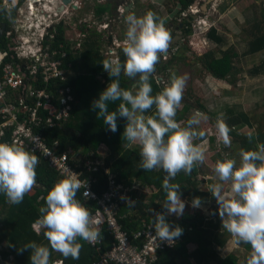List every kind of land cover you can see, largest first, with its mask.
Wrapping results in <instances>:
<instances>
[{
	"label": "clouds",
	"instance_id": "9594fccd",
	"mask_svg": "<svg viewBox=\"0 0 264 264\" xmlns=\"http://www.w3.org/2000/svg\"><path fill=\"white\" fill-rule=\"evenodd\" d=\"M35 1L29 0V6L30 4L36 5ZM57 3H59L57 8L63 5L61 0H57ZM17 4L18 0H4V5L0 7V12H3L6 17L4 24L7 26L0 38H5L9 42L12 60L24 63L20 66L14 61L5 62L9 54L0 50V70L3 64L12 63L23 74L29 73L30 75L31 71L27 70L25 62H32V65L27 66L30 68L39 66V63L35 61V56L40 55L41 47L44 50L49 48L51 53L57 52V58L62 59L63 63L66 56L59 58L60 52L51 50V43H49L53 40V31L59 24H54L51 18V22H48L45 27V22L39 24L35 21L28 25L19 23L21 28L18 30L19 16L17 15L21 13L12 14ZM42 4H44L43 8L38 6L37 9L46 11L43 16H48L47 11L49 10H53L51 13L59 14L57 8H53V4L51 5L47 0H42ZM124 19L125 40L123 46L119 47V52L123 47L125 60L122 63L119 55L115 59L102 61L103 69L112 79L99 94L98 99L92 102L91 108L96 111L97 119L103 118L104 124L113 133L118 130L117 119L119 117L127 121L122 136L129 145L139 147L141 169L144 171L163 170L165 176L162 188L166 193L163 208L168 214L180 217L184 215L186 204L181 199L180 185L171 181L180 172L190 175L194 166L205 162L206 133L199 126L208 117L197 110L186 121V125L176 120L185 91L186 74L171 73L166 86L153 95L150 79L155 73L160 58L167 55L173 40L164 20L151 10L139 17L134 12H130ZM1 23H3L2 19ZM20 29L23 33H17ZM33 29H39L42 32L36 34L32 31ZM9 32H12V38H7ZM22 40H27L25 44L31 61L17 56L18 42ZM121 73L136 80L135 90L121 87L119 79ZM41 79H43L42 76ZM27 82L30 83L28 76ZM116 101L121 102L115 111H110L109 102ZM59 107H61L60 104ZM2 121L0 119V125ZM62 127L63 123L60 128ZM216 130L223 145L231 147L230 128L226 123L224 113H220L217 117ZM196 141L201 142L196 143ZM55 142L58 145V141ZM256 149L241 150L239 163L227 155L222 160H217L213 172L214 179L218 182L208 186V192L218 205L217 213L222 227L229 233L232 245L238 248L241 244H248L251 247L246 264H264V143L257 144ZM62 153L68 154L70 163L73 165H82L86 162L85 160L80 162L72 160L68 151ZM35 154L20 144L0 142V193L7 197L9 204H20L24 196L31 192L34 186H37L36 168L41 157ZM104 170L107 169L104 168L103 172ZM56 173L62 179L57 181L47 193L46 207L39 209L41 216L37 220V224L44 230L43 235L48 241V246L32 241L22 245L19 249L20 252L31 250V264H50L52 251L60 253L66 259L69 257L74 260L79 259L82 249L81 240L94 244L102 237L100 222L94 221L91 212L85 207L86 204L76 198L78 191L85 188L87 182L81 180L77 173L69 169L66 177ZM225 185H228L230 190L226 191ZM85 194L89 195L87 191ZM126 203L131 207L134 206L135 201L127 198ZM201 205L200 197L192 199L193 208H200ZM149 211L154 216L155 238L169 243L176 239L179 240L177 243L179 244L183 229L179 226H170L163 213L151 209ZM35 228L37 229L38 226ZM55 264H61V261H56Z\"/></svg>",
	"mask_w": 264,
	"mask_h": 264
},
{
	"label": "trees",
	"instance_id": "16d2710c",
	"mask_svg": "<svg viewBox=\"0 0 264 264\" xmlns=\"http://www.w3.org/2000/svg\"><path fill=\"white\" fill-rule=\"evenodd\" d=\"M105 13H107V10L102 6L96 8V15L99 19H102ZM87 27L88 26L85 24L84 28L82 27L81 29L86 39L84 38L82 40L80 48L77 49L72 46L74 43L66 38L65 26L63 23H60L53 31V40L49 42L51 43V50L60 52L59 58L62 57V54H66L60 67L66 71L67 78L64 81L53 79L45 83L41 79V74L39 73L38 79L32 82V80H30L31 76L29 73L27 74L29 82L37 89H44L46 92L53 95L57 94L60 89L69 88L70 95L72 96V102H70L71 110L68 118L63 122L62 128H60L61 125L47 128L43 127L41 123L34 131L43 136L49 149L56 154L68 150L77 152L82 148L85 150L86 154H89L86 156L87 159L100 160L103 163V167L100 168L98 174H95L98 186L93 189L96 192H103L107 187V177L103 174V169L105 168L114 176L117 182L125 186L130 187L133 182H139L141 187H153L156 190L152 196L153 201L157 200L158 202L164 203L166 200V193L162 188V183L165 173L163 170L144 171L140 168L141 158L139 155V147L130 146L122 136L127 121L119 117L117 119L118 130L113 133L108 129V126L104 124L103 118L97 119L96 111H93L91 108L92 102L98 99L99 94L105 89L112 78L109 77L101 64L105 58H103L100 52L101 43L98 39L100 35L96 32L88 33V31L85 30ZM253 29L256 32L253 40L249 43L248 54L264 50V29L261 30L257 25ZM207 37L217 45L223 43V38L217 34L214 28L208 31ZM122 48L120 50L119 60L123 63L125 57ZM9 49V42L5 38H0V50L6 51L9 54L5 62L14 61L17 65L23 66L24 62L12 60ZM231 55L230 51H223L219 58H214L213 54L210 52L205 55L206 68L211 73L212 77L229 83L233 82L228 80L233 70ZM167 65L168 63H162V69L166 68ZM119 79L122 88L131 89L133 85H136V80L124 76L123 73H121ZM150 83L152 84L153 95L161 91L152 77ZM120 102L121 101L109 102V110L115 111ZM52 105H54L55 108H60L56 101H53ZM28 106L32 107V104L28 102ZM189 108V105H185L182 114L187 113ZM152 111H154V109ZM226 111L228 115L226 123L230 128L229 135L236 136L231 128L243 124L244 121L241 116L235 115L233 110L227 109ZM48 114L50 115V108H47L46 111L43 109L39 110V115L41 117L46 118ZM182 114L177 112V121L182 119ZM26 116V113H19L17 115V121H22ZM7 135L6 138H9V134ZM55 141H58L56 147L53 146ZM261 143H264V131H257L255 135L241 136L239 145L241 150L247 151L257 150L256 145ZM100 146L107 150L103 157L100 156ZM210 146L211 149H213V140H211ZM195 170L196 166L193 167L190 175H186L184 172L179 173L186 177L185 180H183L184 185L180 186L181 197L187 199L189 203H191L194 197H200L202 202L207 201L210 197L208 192L198 190L196 187L197 184L189 179L192 174L196 173ZM36 173L37 186H34L32 193H27L24 196L20 204H9L7 202V197L3 193H0V262L2 263L31 264V250L27 249L20 252L19 249L22 245L34 241L37 244L48 246V241L43 235L44 230L37 224V220L41 216L39 209L41 207H46L45 197L47 193L57 181L62 179V177L58 176L54 170L50 169L48 162L41 158L36 168ZM171 182L177 183L175 180ZM76 198L83 203L80 190ZM145 198L146 196L142 195L139 198L140 202L135 204L137 206L134 205L135 207H131L139 217H137L135 213L132 214V216L127 214L130 210L127 206L122 208L120 215H127L124 219H119V224L122 230L128 235L142 230V227H140L142 221H145L146 224L149 223L153 225L154 217L146 212L147 205L144 204ZM157 205L158 204H156L152 210L164 213V210ZM90 206L93 208L89 211L93 212L95 208L94 204ZM197 213L184 214L179 219V222L175 223L181 227L184 232L181 235L180 243L172 250L169 249L160 252L155 264H181L188 261L185 246L191 241V238L187 230H199L203 227L202 223H204L203 217ZM167 222L171 223L172 221L167 220ZM36 226H38L37 229L35 228ZM206 234L208 233L206 232ZM80 243L82 244V249L79 259L74 260L71 257L66 259L60 253L52 251L50 264H55L56 261H61V264H92L94 260L100 259L101 256L107 253L108 249L111 247L112 238L109 236L104 238L100 252H97L96 247L91 246L86 241L81 240ZM211 243L212 240H209L208 237L200 236L197 248L191 255L195 264H208L212 260L216 261V259H218L217 264H235L233 258V260L229 258L224 260L217 258L216 253L210 247ZM137 244L140 245V243ZM10 257L12 258L11 260Z\"/></svg>",
	"mask_w": 264,
	"mask_h": 264
},
{
	"label": "rangeland",
	"instance_id": "374dc122",
	"mask_svg": "<svg viewBox=\"0 0 264 264\" xmlns=\"http://www.w3.org/2000/svg\"><path fill=\"white\" fill-rule=\"evenodd\" d=\"M73 1L65 4L66 9L59 15L49 10L47 11L49 15L43 16L46 11L39 10L37 7L43 8L44 4L42 0H36V5L30 4L28 12L24 8L21 15H17L19 16L17 29L21 28L19 23L28 25L35 21L39 24L45 22V27L48 22L54 20V24H64L66 37L70 42L79 44L85 38L81 29L86 24L88 27L85 30L88 33L96 32L100 35L98 39L101 43L100 52L103 58L115 59L119 56V47L123 46L125 40L124 17L130 12H134L139 17L149 10L154 11L164 20L165 26L173 37L167 55L162 56L156 65L152 76L154 82L162 90L169 82L171 73L186 74L183 100L177 112L182 114L185 105H189L190 108L187 113L182 114V119L178 122L186 125V121L197 110L208 117L199 126L206 133V160L202 165L196 166V173L192 174L189 179L197 186L207 180L215 183L218 181L214 179L213 167L217 160H222L227 155L239 163L240 137L264 131V50L248 54L249 43L256 32L253 28L257 25L261 30L264 29V0H212L207 4V9L198 14H195L196 11H200L198 4L194 5L196 0ZM58 5L59 3L55 2L52 7L57 8ZM99 6L107 10L102 19L96 15V8ZM211 27L223 38L221 45L208 39L207 34ZM32 31L36 34L42 32L39 29ZM17 33H23V30L20 29ZM74 44L72 46L75 49L79 48ZM223 51H230L232 54L233 70L228 80L233 82L230 83L212 77L206 68L205 55L210 52L214 58H219ZM162 63H168L167 67L162 69ZM25 64L29 70L27 66L32 65V62H25ZM135 88L136 85L131 87L132 90ZM227 109L233 110L234 114L241 116L244 121L243 124L231 128L236 134V136L230 135L231 147L223 145L216 130L217 117L220 113H224L227 119ZM211 140H213V149L210 146ZM200 142L196 141V143ZM130 146L138 147L137 145ZM99 150H101L100 156H105L107 150L102 146ZM68 153L72 160L78 162L82 161L83 156L86 155L82 148L77 152L68 150ZM185 178L178 174L174 180L182 186ZM144 190L146 196L152 191L148 188ZM228 190H230L229 187L226 191ZM150 198H147L148 203L153 202ZM208 202L214 204L208 209V213H212L216 210V201L210 196ZM202 210L205 211L203 208ZM236 254L237 251L234 255ZM0 264L6 263L0 262Z\"/></svg>",
	"mask_w": 264,
	"mask_h": 264
},
{
	"label": "built area",
	"instance_id": "2783aa9c",
	"mask_svg": "<svg viewBox=\"0 0 264 264\" xmlns=\"http://www.w3.org/2000/svg\"><path fill=\"white\" fill-rule=\"evenodd\" d=\"M7 38H12V32L7 33ZM26 42L27 40L18 42L17 56L31 61ZM78 46L80 47V44ZM40 50V55L35 56V61L39 63V66L28 67L31 70V79L36 81L40 72L45 83L53 79L64 81L67 78L66 71L60 68L62 59L57 58L58 53H51L49 48L44 50L41 47ZM62 56L65 57L66 54ZM53 101L59 102L61 107L55 108L52 105ZM28 102L32 104V107L28 106ZM69 102H72L69 88L60 89L57 94L52 95L28 83L27 75L12 63L3 64L0 70V119L3 120L0 125V142L20 144L26 150L38 154L47 161L49 167L59 175L66 177L69 169L77 173L81 180L87 182V186L80 189L81 196L86 204L85 207L89 210L93 208L90 205L94 204V211L91 212L92 218L100 222L102 233L99 242L89 244L100 252L104 238L107 236L112 238V244L107 253L100 259L94 260L92 264H155L158 254L174 249L179 240L175 239L174 242L169 243L155 238L153 225L144 222L141 223L142 230L131 233V235L124 232L119 224V219H122L120 215L122 208L128 205L126 199L130 198L137 204L139 198L146 195L143 192L145 188L136 182L130 187L125 186L117 182L108 170H104L103 174L107 176V187L103 192H96L93 189L98 186L95 174L100 171L103 164L101 161H86L82 165H73L70 163L68 154H56L51 151L43 137L34 132V129L41 123L47 128L62 125L71 110ZM47 108H50V115L48 114L46 118L41 117L39 110L46 111ZM19 113H26V118L17 121ZM7 134L9 138H6ZM54 146H57V142ZM85 191L89 193L88 196Z\"/></svg>",
	"mask_w": 264,
	"mask_h": 264
},
{
	"label": "crops",
	"instance_id": "0c3cea01",
	"mask_svg": "<svg viewBox=\"0 0 264 264\" xmlns=\"http://www.w3.org/2000/svg\"><path fill=\"white\" fill-rule=\"evenodd\" d=\"M0 17L2 19V22L4 23V21L6 20L5 19L6 17H5L3 12L0 13ZM87 155H89V154H86L85 156H83L82 160H85V161H98V159H95V160L87 159L86 158ZM202 175L203 174H201V176ZM210 184H212L211 180H207V181L201 183L199 186H196V187H197L198 190H200L202 192L203 191L208 192V186ZM225 187H226L225 190H227V188L229 186H225ZM145 188H148V190H152L150 192V194H147V196L145 195L146 198L144 200V204L147 205L146 212L149 213L150 216L154 217L153 213L151 211H149V210L150 209L152 210L156 204H158L157 206L159 208H162L164 210V208L162 206L163 203L162 202H158L157 200H155L153 202L150 201V203H148L147 202V198H149V197L152 198V196L156 192V190L153 187H147L146 186ZM208 194L212 197L210 192H208ZM181 199L186 204V207H185V210H184V214H194V213L198 212L199 214L198 213L197 214L202 216L203 219H204L203 220L204 223H202L203 227L201 229L194 230V231L192 229H188V230L186 229L189 232V234H190L191 241L185 246V252L188 255V258H187L188 261L184 262V263H181V264H195L194 259H193V257L191 255L195 252V250L197 248V244L199 242V238H200L201 235L205 236V237H208L209 240H212V243L210 244L211 245L210 247L216 253L217 258H219L221 260H224V259H227V258H229V259L233 258L235 260V264H246V258L249 256V254L251 252V247L248 244H241L238 248H236V247H234L232 245L231 237H230L229 233H227V231L222 227V223H221L220 217H219V215L217 213L218 205L216 204V210H214L212 213H208V209L210 208V206H214V204L209 203L208 200L202 202V205H201L200 208H193L191 206V203H189L187 201V199H183V197H181ZM139 202H140V200H139ZM125 206H127L128 209L130 208V210H129V212L127 214H129L130 216H132V214H134V213L136 214V212L131 207H135L137 205L131 206V207L128 206V205H125ZM125 206H123V207H125ZM202 208L205 209V211L202 210ZM201 211H203V213ZM205 212H207V214H205ZM127 214H122V218L124 219ZM163 214L165 215L166 220L172 221L171 223H169L170 226H178L175 223L179 222V219L181 218V216L177 217L175 215H170L167 212H165V210H164ZM136 215H137V217H139L138 214H136ZM210 221H211V224H210ZM147 224H149V223H147ZM140 227H141V225H140ZM206 232L208 234H206ZM180 238H181V236H180ZM215 238H216V241H215ZM235 251H237L236 255H234ZM217 261H218V259H216V261L212 260L208 264H217Z\"/></svg>",
	"mask_w": 264,
	"mask_h": 264
},
{
	"label": "flooded vegetation",
	"instance_id": "af4514ba",
	"mask_svg": "<svg viewBox=\"0 0 264 264\" xmlns=\"http://www.w3.org/2000/svg\"><path fill=\"white\" fill-rule=\"evenodd\" d=\"M29 0H18V4H17V7L13 10V12H12V14H18V13H21V11L25 8V10L28 12L29 11V2H28ZM70 1H72V0H70ZM75 1V0H74ZM73 1V2H74ZM197 2V4H198V8L200 9V11H196V13L195 14H198V13H200V12H204L205 10H204V8H206L207 9V4H209V3H207L206 1H202V0H196ZM61 2L63 3V0H61ZM4 5V0H0V7H2ZM195 5V4H194ZM77 6V5H76ZM205 6V7H204ZM193 7V6H192ZM65 9H66V6L64 7ZM64 9V10H65ZM57 10V12H59V13H61V11H64V10H61V6L59 7V8H57L56 9ZM1 13V12H0ZM59 15V14H58Z\"/></svg>",
	"mask_w": 264,
	"mask_h": 264
},
{
	"label": "water",
	"instance_id": "95a60500",
	"mask_svg": "<svg viewBox=\"0 0 264 264\" xmlns=\"http://www.w3.org/2000/svg\"><path fill=\"white\" fill-rule=\"evenodd\" d=\"M202 1H206L207 3H209L212 0H202ZM69 2H70V0H63V5L61 6V10H64L65 4H68ZM195 5H197V3ZM74 8H76V7H74ZM204 10H206V8H204ZM6 27H7L6 24L1 23V18H0V37L3 36V32L5 31Z\"/></svg>",
	"mask_w": 264,
	"mask_h": 264
},
{
	"label": "bare ground",
	"instance_id": "6f19581e",
	"mask_svg": "<svg viewBox=\"0 0 264 264\" xmlns=\"http://www.w3.org/2000/svg\"><path fill=\"white\" fill-rule=\"evenodd\" d=\"M48 3H50L51 5L53 4V2H57V0H47ZM48 6V5H47ZM65 9V8H64ZM65 14V13H64ZM41 19V18H40ZM39 21V20H38Z\"/></svg>",
	"mask_w": 264,
	"mask_h": 264
}]
</instances>
